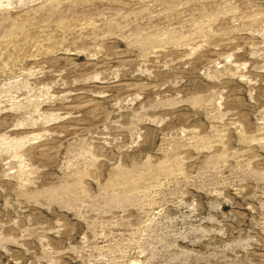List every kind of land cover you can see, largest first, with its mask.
I'll list each match as a JSON object with an SVG mask.
<instances>
[{"label":"rangeland","instance_id":"rangeland-1","mask_svg":"<svg viewBox=\"0 0 264 264\" xmlns=\"http://www.w3.org/2000/svg\"><path fill=\"white\" fill-rule=\"evenodd\" d=\"M0 264H264V0H0Z\"/></svg>","mask_w":264,"mask_h":264}]
</instances>
